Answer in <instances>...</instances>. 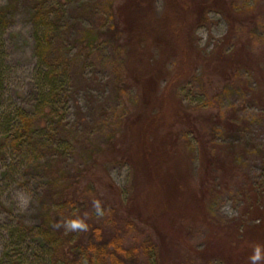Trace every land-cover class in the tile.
Returning a JSON list of instances; mask_svg holds the SVG:
<instances>
[{"label":"rangeland","instance_id":"374dc122","mask_svg":"<svg viewBox=\"0 0 264 264\" xmlns=\"http://www.w3.org/2000/svg\"><path fill=\"white\" fill-rule=\"evenodd\" d=\"M254 1L236 0L235 5ZM257 1L264 6V0ZM103 2L107 0H0V7H4L0 71L5 80L0 108L24 107L39 114V86L47 82L52 89L56 80L59 88V94L53 97L55 114L41 130L45 139L31 145V158L26 161L20 152L13 151L5 160L0 159V264L10 241V225H31L41 220L52 197L53 175L47 173V165L55 160L65 172L59 184L69 194L76 190L80 195L76 202L81 209L78 219L84 225L93 221L100 224L104 240L116 236L128 246L150 238L158 244L159 252L163 241H179L183 246L177 251L179 256L170 260L162 256L163 264H240L242 260L253 264L251 257L259 247L263 257L258 263L263 264L264 205L259 200L264 196V107L251 100L246 91L228 86L222 77L204 73L194 58L192 68L186 69L160 110L161 121L169 128L164 134L171 132V138L176 132L186 149V165L172 163L166 173L161 167L150 168L147 153L151 135L135 138V132L130 138L119 137L128 117L129 121L133 119L139 96L136 88L129 81L126 87L119 76L124 52L117 48L112 35L103 39L102 51H88L76 43L84 27L99 24ZM153 2L156 16H160L165 12L164 0ZM121 4V0L115 1L119 20L126 15V9L119 8ZM239 19L241 22L242 16H235L236 21ZM239 28L237 24L233 28L231 41L237 36L241 40L252 38V50L258 54L264 50L262 27H252L250 32ZM48 30L52 31L49 35ZM190 30L194 55L198 52L206 56L227 35L228 20L217 9L206 10L204 18ZM37 39L42 40L41 47ZM172 65L170 61V71ZM240 79L248 88L254 87V75L240 71ZM217 111L233 123V129L216 132L214 140L228 145L225 155L237 170L233 177H216L211 182L202 169L197 131L191 122L203 121L208 113ZM62 124H66L65 129H60ZM114 133L118 153H124L129 161L106 152ZM58 144L61 149H57ZM10 146L11 142L5 144L8 149ZM183 168L188 177L186 189L196 186L203 196L199 212L190 203L189 190L185 189L183 198L174 189V179ZM135 170L139 184L134 182ZM257 207L261 211L255 213ZM195 214L206 217V223L190 220L185 229L178 226L182 224L179 219ZM175 218L176 223H172ZM220 233H234L235 238H222ZM204 248L207 253L198 254Z\"/></svg>","mask_w":264,"mask_h":264},{"label":"trees","instance_id":"16d2710c","mask_svg":"<svg viewBox=\"0 0 264 264\" xmlns=\"http://www.w3.org/2000/svg\"><path fill=\"white\" fill-rule=\"evenodd\" d=\"M115 1L103 2L104 9L100 14L99 24L84 27L76 43L88 51H102L106 42L103 39L112 35L118 42L119 47L117 48L124 52L121 60L123 72H120L119 76L126 81V87H129L127 82L129 81L130 85L139 92V96L133 119L129 121V116L128 120L127 118L124 120V123L126 120L127 123L124 124L119 137L123 135L130 138L135 132V138L147 137L150 134L151 144L147 153V165L149 166L148 163H150V168L161 167L166 173L171 169L169 166L172 163H177L181 167L186 165L184 161L185 153L187 154L186 149L181 146L182 143L176 132H172L171 138L168 136L171 132L164 134L169 128L161 121L160 110L164 109V99L168 98L169 94L173 95L175 87L186 73V69L191 67L194 58L197 61L195 64L200 65L204 73L209 72L211 75L222 77L228 82V86L246 91L251 100L259 102L264 107V50L259 54L253 51L252 38L246 37L245 40H241V36H237L234 41L230 40L234 35L232 31L236 24L240 27L239 29L243 28L248 32L252 27L264 29V6H260L259 1L256 0L253 4H243L239 7L235 5L236 0H164L165 12L156 16L153 7L154 0H121L122 4L119 8H125L126 15L120 20L115 9ZM211 9H217L223 13L228 20L229 31L221 41L216 43L208 55H199L197 52L195 56L196 49L193 47L190 29L193 30L194 26L204 18L206 10ZM2 11L4 12V7H0V22L4 15ZM235 16H242L241 22L240 19L236 21ZM184 28H186L185 34ZM51 32L48 30L47 34ZM262 32L264 33V30ZM37 41L38 46L41 47L42 40L37 39ZM76 57L74 56L73 61ZM0 60L3 62L1 52ZM170 61L173 62L171 71L168 66ZM240 71L254 75V87L248 88L246 82L240 79ZM4 82L0 71V101ZM54 82L52 89L47 82L39 86L41 105L39 114L24 107L0 108L1 160H5L9 153L17 151L28 161L31 158V145L45 139L41 130L49 124V118L55 114L53 97L55 99L59 94L56 80ZM191 125L197 131L195 139L205 176L207 173L211 182L216 177L223 178V180L233 177L237 169L225 155L228 145L214 140L216 132L231 131L233 123L225 119L222 112L217 111L208 113L203 121L191 122ZM65 127L66 124H62L60 129H65ZM55 129L57 132V128ZM114 139L116 140L115 133L107 142L106 152L114 158L120 156L124 159L125 154L118 153V146ZM8 142H11L9 147L11 149L5 147ZM124 160L129 161L127 158ZM48 172L53 175L51 179L52 197L46 203L48 206L44 209L39 222L31 225L26 223L18 226L10 225L11 230L8 236L10 241L3 254L2 264H163L162 256L164 258L168 256L169 260L171 257L174 259L179 256L177 252L181 245L179 241L170 239L166 243L163 241L159 252L158 244L150 242L152 241L150 238H146L145 241H135L128 246H125L124 241L116 236L104 240L101 235L103 231L101 225L94 221L87 223L83 228L69 227V222L79 217L81 209L76 207V202L80 195L76 193V190L73 194H69L65 187L59 184L65 176L60 161L55 160L48 164ZM186 172L185 168L179 169V177L174 179V189L183 198H185V185L188 180ZM137 173L138 171L135 170L134 182L139 184L141 181ZM196 189L197 187L194 186L191 190H186H189L190 203L195 206L194 211L199 212L198 206L203 196L201 197ZM252 201H254L253 204L262 202L264 205V196L258 203H256L257 200ZM257 211L261 210L257 207L255 213ZM121 217L124 218L123 215ZM199 217L196 214L189 219L182 217L183 219H179L182 220V224H177L185 229V224L190 220H196L201 224L206 223V217ZM176 220L177 218L172 219L171 222L176 223ZM124 222L130 227H135L130 220ZM88 234L89 236L86 237ZM261 234L264 245V234ZM220 235L222 238L229 236L235 238L234 233L232 235L220 233ZM31 236L35 239H31ZM159 238L164 240L162 237ZM206 245H208L207 242ZM181 247L183 248L182 245ZM30 252L35 257L32 258ZM199 253L206 254V248L199 250ZM240 264H244L243 260Z\"/></svg>","mask_w":264,"mask_h":264},{"label":"clouds","instance_id":"9594fccd","mask_svg":"<svg viewBox=\"0 0 264 264\" xmlns=\"http://www.w3.org/2000/svg\"><path fill=\"white\" fill-rule=\"evenodd\" d=\"M69 227L76 228V227H86V225L83 224L82 221L79 219H73L69 222ZM253 264H255L256 261H259L262 259L261 255V249L259 247L256 248L254 255L251 257Z\"/></svg>","mask_w":264,"mask_h":264}]
</instances>
